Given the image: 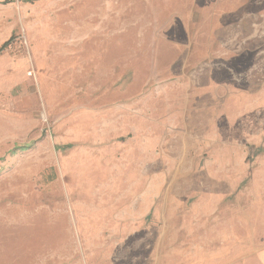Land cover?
<instances>
[{
	"label": "rangeland",
	"instance_id": "374dc122",
	"mask_svg": "<svg viewBox=\"0 0 264 264\" xmlns=\"http://www.w3.org/2000/svg\"><path fill=\"white\" fill-rule=\"evenodd\" d=\"M5 42L0 264H264V0H0Z\"/></svg>",
	"mask_w": 264,
	"mask_h": 264
},
{
	"label": "trees",
	"instance_id": "16d2710c",
	"mask_svg": "<svg viewBox=\"0 0 264 264\" xmlns=\"http://www.w3.org/2000/svg\"><path fill=\"white\" fill-rule=\"evenodd\" d=\"M7 45V42L3 43L2 46L0 47V52L3 50V48ZM32 147L31 144L29 145H24V146H19V147H14L10 150V154H15L17 152H22L25 150H29ZM61 149H65V147H61Z\"/></svg>",
	"mask_w": 264,
	"mask_h": 264
}]
</instances>
